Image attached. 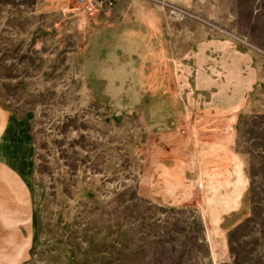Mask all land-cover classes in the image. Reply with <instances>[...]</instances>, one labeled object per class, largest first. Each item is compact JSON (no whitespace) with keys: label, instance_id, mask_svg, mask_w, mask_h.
I'll list each match as a JSON object with an SVG mask.
<instances>
[{"label":"rangeland","instance_id":"1","mask_svg":"<svg viewBox=\"0 0 264 264\" xmlns=\"http://www.w3.org/2000/svg\"><path fill=\"white\" fill-rule=\"evenodd\" d=\"M47 1L0 0V98L27 119L31 141L22 264H264V63L253 99L228 123L184 97L214 40L264 60V0H114L94 13L159 36L163 54L143 65L174 78L180 104L164 135L151 124L156 93L90 78L76 0L67 13ZM222 160L242 167L247 189L217 221L225 207L204 176Z\"/></svg>","mask_w":264,"mask_h":264},{"label":"crops","instance_id":"2","mask_svg":"<svg viewBox=\"0 0 264 264\" xmlns=\"http://www.w3.org/2000/svg\"><path fill=\"white\" fill-rule=\"evenodd\" d=\"M69 1L71 0H58L56 3L66 13L71 8L77 11ZM78 13L81 20L75 19L73 26L77 28V36L83 37L87 42L79 44L78 52L88 54L87 58L95 71L91 72L90 78H108L110 91L122 94L156 93L152 100L158 102L153 105L151 124L156 125L159 133L163 134L167 122L170 124L171 118L180 116V104L171 91V80L174 84V78L170 74L160 75L156 68L148 71L143 65L150 51L152 55H158L159 52L163 54L159 36L149 41V34H139L135 29L126 30L120 21L108 19L106 13ZM83 14L87 16L84 17ZM82 18L85 23H82ZM122 32L125 34L121 35ZM122 37L125 39L121 41ZM206 50L201 53L203 61L210 56L209 61H205L206 69L198 74V80L187 85L189 90L186 89L187 94H183L193 105L194 101L199 100V107L213 111L217 116L211 119L212 122L228 123L230 116L235 119L253 99L263 78L260 67L264 60L257 52L236 50L221 40L210 42V48ZM124 58L127 60L124 61ZM123 78L127 80L126 83ZM166 78V83H160V80L164 82ZM218 116L225 117L221 119ZM28 123L26 118H21L8 109L0 98V264H22L21 254L25 253L24 246L29 241L25 225L32 218L33 188L29 177L31 161H24L31 153L29 132L24 129ZM229 162L231 160L213 163L204 176V182L215 183L206 192L207 196L214 192L217 204L225 207L221 208L217 221L228 213L238 211L247 189L242 167L233 162L227 166ZM187 169L188 167L183 166L184 172ZM228 205L231 207L228 208Z\"/></svg>","mask_w":264,"mask_h":264},{"label":"built area","instance_id":"3","mask_svg":"<svg viewBox=\"0 0 264 264\" xmlns=\"http://www.w3.org/2000/svg\"><path fill=\"white\" fill-rule=\"evenodd\" d=\"M113 5L114 0H76L75 9L87 14H94L96 11L109 9Z\"/></svg>","mask_w":264,"mask_h":264}]
</instances>
